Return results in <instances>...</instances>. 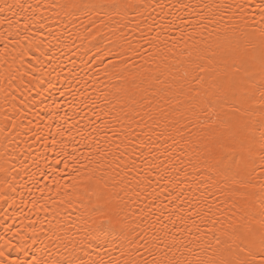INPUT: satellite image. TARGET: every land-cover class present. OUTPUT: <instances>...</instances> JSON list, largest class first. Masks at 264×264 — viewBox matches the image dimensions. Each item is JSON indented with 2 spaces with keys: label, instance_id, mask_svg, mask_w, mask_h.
Here are the masks:
<instances>
[{
  "label": "snow or ice",
  "instance_id": "obj_1",
  "mask_svg": "<svg viewBox=\"0 0 264 264\" xmlns=\"http://www.w3.org/2000/svg\"><path fill=\"white\" fill-rule=\"evenodd\" d=\"M0 44V135L44 141L0 264H264V0H3Z\"/></svg>",
  "mask_w": 264,
  "mask_h": 264
},
{
  "label": "bare ground",
  "instance_id": "obj_2",
  "mask_svg": "<svg viewBox=\"0 0 264 264\" xmlns=\"http://www.w3.org/2000/svg\"><path fill=\"white\" fill-rule=\"evenodd\" d=\"M46 2V0H44ZM242 2V0H241ZM3 3V0H0V4ZM39 15V12L37 13ZM45 14L51 15V13L46 12ZM43 33L44 30H41ZM40 38H43L42 36ZM93 44H96L97 47H110L108 45V41L104 40L103 43H99L98 41H93ZM4 47L3 44H0V49ZM12 47H15V45H11L9 48V51ZM86 49L80 50V55H75L73 53H68L63 57L64 62V74L67 75L69 73V69L75 68L77 71H81L80 69V61L83 59V55ZM3 53H0V64L3 63ZM10 58V57H9ZM27 63V61L25 62ZM82 74V72H81ZM55 75V74H54ZM53 82L57 85L58 88H64L67 89L68 85L65 81L64 75H62L59 79L53 80ZM25 83H27V78H25ZM47 81H45V85H34L29 84L28 88L32 89V92L29 93L27 89H22L24 92V95L30 96L32 99H39L37 96V92L46 88ZM4 87V81L3 79H0V102H2V88ZM13 87H16L14 84ZM73 87H79L75 83H73ZM91 90V89H89ZM72 94L70 92L66 91V97L71 96ZM17 101L22 99L19 93H16ZM66 97H60L59 94H56L57 102L63 103L64 107L68 109L69 116L72 115L71 108H68V103ZM45 103H51L50 99H46ZM31 108V112L29 113L27 119L32 120L34 124L37 123L36 117L33 115L37 111V108L29 105ZM42 107V106H41ZM3 111V108L0 107V112ZM41 116L45 117V120L47 119V115L45 112H40ZM27 124V120L25 121ZM71 123V121H70ZM42 127V122H41ZM43 140H37L34 136L31 139H28L27 136H17L15 140L5 141L4 137L0 135V163H4L5 161H8L7 167L11 168L12 165H15L17 168L20 167L21 163L23 162L25 165L31 164V159H24V156H28L31 154L32 156H37L38 152L43 151ZM23 154V155H22ZM48 155L51 157L53 154L51 152L48 153ZM58 171H65L62 166L58 168ZM41 183H44V178H41ZM29 187H31L29 185ZM23 194V199L27 201L28 198V192L18 186L17 192L14 194L15 197V203L12 202V200L6 201L3 205H0V236H3L5 234V229L9 227V225L12 226L11 230L15 231L19 227H23V224L27 222L28 216L26 214L29 213L30 206L28 208L23 207L21 204V195ZM33 194L38 195V193L35 192V189H33ZM15 221V223H13ZM18 255V250L14 249L12 253L9 255V259L13 260L16 259Z\"/></svg>",
  "mask_w": 264,
  "mask_h": 264
}]
</instances>
